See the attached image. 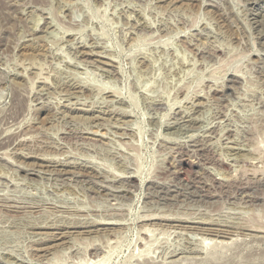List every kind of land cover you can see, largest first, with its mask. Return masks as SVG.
<instances>
[{"label": "rangeland", "instance_id": "374dc122", "mask_svg": "<svg viewBox=\"0 0 264 264\" xmlns=\"http://www.w3.org/2000/svg\"><path fill=\"white\" fill-rule=\"evenodd\" d=\"M0 264H264V0H0Z\"/></svg>", "mask_w": 264, "mask_h": 264}, {"label": "bare ground", "instance_id": "6f19581e", "mask_svg": "<svg viewBox=\"0 0 264 264\" xmlns=\"http://www.w3.org/2000/svg\"><path fill=\"white\" fill-rule=\"evenodd\" d=\"M86 55V54H85ZM200 149V148H199ZM198 149V150H199ZM183 163V162H182ZM192 166H193V164H192ZM191 167V165L187 162V163H183V165H182V169L183 170H187V169H189ZM33 169V168H32ZM63 173V172H62ZM68 173V172H67ZM34 174V173H33ZM39 175V174H38ZM130 184V183H129ZM87 229V228H86ZM80 230V229H79ZM87 231V230H86ZM50 235V234H49ZM62 235V234H61ZM61 239V238H60ZM54 240V239H53ZM50 248V247H49ZM42 251V250H41Z\"/></svg>", "mask_w": 264, "mask_h": 264}]
</instances>
